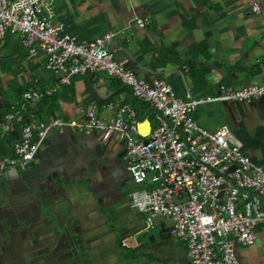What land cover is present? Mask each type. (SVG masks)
<instances>
[{"label":"crops","instance_id":"obj_1","mask_svg":"<svg viewBox=\"0 0 264 264\" xmlns=\"http://www.w3.org/2000/svg\"><path fill=\"white\" fill-rule=\"evenodd\" d=\"M258 4L260 13L252 12ZM56 21L78 41L117 33L109 48L139 78L161 79L178 97L213 96L264 83V0H56ZM30 58L17 36L0 46V125L9 113L18 126L0 133V157L21 137L20 121L55 118L81 121L96 102L101 118L109 104H130L143 120L155 113L130 89L104 74L76 77L37 108L25 101L31 89L45 92L58 76ZM42 114H39L40 111ZM204 129L230 130L243 152L264 168V98L250 103L199 107ZM141 128L149 133L146 123ZM126 147L102 143L99 132L54 129L26 170L0 180V264L186 263L187 244L172 235L173 222L132 206L136 185L127 169ZM128 246L124 247L123 244ZM240 264H264V227L250 247H237Z\"/></svg>","mask_w":264,"mask_h":264},{"label":"built area","instance_id":"obj_2","mask_svg":"<svg viewBox=\"0 0 264 264\" xmlns=\"http://www.w3.org/2000/svg\"><path fill=\"white\" fill-rule=\"evenodd\" d=\"M56 0H0V46L8 35L17 36L30 58L42 54V68L58 76L45 92L31 89L25 101L37 108L46 96L72 85L76 77L107 75L130 89L155 113V126L130 104H109L113 119L99 115L91 103L83 120L55 118L24 124L13 150L0 157V180L11 169L26 170L54 129L73 128L99 132L102 143L112 140L126 147L127 169L141 189L131 194L132 206L147 215V226L157 218L173 222L172 235L187 244L186 263L240 264L237 247H250L257 230L264 227V168L242 150L230 130L202 128L195 120L199 107L213 103H250L264 98V83L236 89L220 87L213 96L178 97L174 87L161 79L139 78L119 61L109 46L117 33L93 41H78L56 21ZM252 12L260 13L258 4ZM147 122L149 133L140 124ZM18 126V115L9 113L0 125L5 134ZM124 247L128 244L124 243Z\"/></svg>","mask_w":264,"mask_h":264},{"label":"trees","instance_id":"obj_3","mask_svg":"<svg viewBox=\"0 0 264 264\" xmlns=\"http://www.w3.org/2000/svg\"><path fill=\"white\" fill-rule=\"evenodd\" d=\"M50 97H52V96H46V97H44L43 99H42V102L46 99V98H50ZM42 110L39 112V114H42ZM30 120L28 119V118H25L24 120H22V121H20V125L19 126H21V125H23V124H26V123H28ZM153 121V125L155 126V122H154V120H152Z\"/></svg>","mask_w":264,"mask_h":264},{"label":"bare ground","instance_id":"obj_4","mask_svg":"<svg viewBox=\"0 0 264 264\" xmlns=\"http://www.w3.org/2000/svg\"><path fill=\"white\" fill-rule=\"evenodd\" d=\"M144 123H146L147 125H148V123L147 122H144ZM142 124V123H141ZM141 124H140V129H141V132L143 133V134H148V132H147V130L146 129H143V128H141ZM149 127V126H148Z\"/></svg>","mask_w":264,"mask_h":264},{"label":"water","instance_id":"obj_5","mask_svg":"<svg viewBox=\"0 0 264 264\" xmlns=\"http://www.w3.org/2000/svg\"><path fill=\"white\" fill-rule=\"evenodd\" d=\"M41 105V102L39 103V106ZM140 120L142 121L143 119L142 118H140Z\"/></svg>","mask_w":264,"mask_h":264}]
</instances>
